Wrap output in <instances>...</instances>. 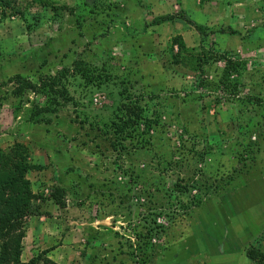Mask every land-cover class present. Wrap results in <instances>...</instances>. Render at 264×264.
<instances>
[{
	"label": "rangeland",
	"instance_id": "obj_1",
	"mask_svg": "<svg viewBox=\"0 0 264 264\" xmlns=\"http://www.w3.org/2000/svg\"><path fill=\"white\" fill-rule=\"evenodd\" d=\"M23 2L30 6L25 13L26 17L37 14L41 16V20L46 17L50 19L45 21L37 35L30 37L25 30L18 36L19 32L16 31L20 29H17V24L21 23L15 14L18 8L15 4L9 10L0 8V47H4L10 56H13L11 59L18 60L11 66L1 55L0 49V83L15 74H28V77L35 81L37 76L53 78L62 73L54 89L60 92L63 86L71 99L53 114L56 116H47L51 118L49 126L27 122V112L32 106H41L45 101V98L36 94L30 96L31 106L25 107L16 118L10 115V99L4 102L7 107L2 108L4 104L0 107V149H6L14 142L23 143L29 148L31 164L42 168L27 175L33 183L34 193H42L40 199L43 200H36L34 205L43 216L32 217L25 222L29 224L22 242V259L27 262L36 254L45 251L46 257L55 264H83L84 259L87 264L167 263L179 253H174V245H182L197 221H203L205 224V221L218 216V207L207 204L210 202L209 196L218 199L220 192L242 187L244 179L241 183L238 179L247 172L260 141L264 140V127L258 130L256 124V121H259L260 127L262 123L264 125V66L252 63L254 59H258L255 55L259 52L248 48L254 44V34L243 35L241 48L237 49V39H228L227 34H208L203 37L194 27L178 19L157 27L149 25L156 18L182 11L188 20L202 27L213 31L222 30L229 24V21L224 23L221 19L226 3L229 2L233 8H237L233 5L239 3L232 0ZM126 7L128 14L125 12ZM153 7L161 9L156 13L152 10ZM257 12L260 13L257 14V25L264 27V4ZM230 15L237 25L243 21L239 14L235 18V14L230 11ZM213 16L218 18L215 22ZM233 26L231 29L234 30ZM249 26L251 29L255 28L251 27V24ZM175 36H180L188 49H197L203 44V47L212 53L228 52L234 61L239 59L244 63V70L231 77L232 81H237V85L234 92L230 88L232 92L229 99L235 102L227 101L228 104L217 105L215 99H210L208 102L211 103V110L203 117L205 137L200 140L201 145L212 147L216 153L214 157L221 156V149L217 146L220 138L218 141L210 137L218 132L219 127L225 133L229 132L231 137H238V140L243 142L240 144L238 155L226 153L231 162L224 169L225 172L220 164H216L217 173L212 174V179L209 178L212 170L206 165L214 166L213 157L209 156L203 162H196L192 155L187 156L186 142L181 143L182 138H189L183 133V127L195 134L200 132L198 127L202 103L189 98L181 102L179 98L194 94L204 97L213 95L218 96L219 100L224 99L223 94H218V91L215 92L210 87L206 90L200 86L203 80L211 83L219 78L224 62L221 60L213 63L204 74L192 73L189 66L186 70L173 68L178 71L177 76L172 70V65H168V57L164 53L167 44ZM249 37L250 40L245 41ZM177 50V46H173V54L177 53ZM78 58L98 69L99 73L94 76L95 84L89 89L84 86L86 81L83 72L72 68V63ZM65 70L68 72L63 75ZM115 73L125 80L123 83L127 84L132 95L143 97L141 105L148 103L151 107V102L146 97L149 94H153L158 101L173 99L171 103H174L175 112L179 113L177 122H183L185 125L178 126L174 121L175 116L172 119L167 116L171 112L168 106L164 112L170 122L160 133L152 131L151 138H144L146 141L142 143H139L140 138H133L134 147L130 145V140H125L122 146H117L118 149L124 147L125 150L119 153L114 151L111 146V143L116 144L112 136L113 129H106L105 126L115 121L118 87H112L111 84L99 87L97 83L100 77L110 82ZM37 85L40 86L39 82ZM252 86L255 87L254 90ZM9 89L10 86L0 89V98H3ZM254 92H258V96ZM95 100L97 102H94ZM222 103H225V100ZM228 105L235 113L233 121L226 113ZM156 107L158 108L157 105ZM218 110L222 113L215 117ZM164 120L163 116L162 121ZM20 121L24 122L22 125L37 126L32 129L29 127L32 137L36 135L41 139V136L47 134L54 141L44 144L37 139L28 143L19 136ZM253 137L254 141L251 140ZM52 145L57 148L56 152L54 151L50 162H45L39 154H49ZM175 149L183 152L177 151V156ZM37 158L41 161L33 162ZM51 164L59 169L51 170ZM233 183L237 185L234 189ZM178 184L186 186L187 193L177 192ZM51 185L65 190L62 198L65 205L62 208L51 203L48 198ZM97 218L103 221L106 219L109 228L124 235L118 234L120 244L124 249L127 248V257L116 258L117 254L113 256L103 232H100L95 220ZM250 220L247 217V221ZM35 221L47 227L40 237L34 238V241L42 240L39 250L32 248L30 237L27 240L28 227L33 231ZM262 226L264 228V222ZM101 240L105 241L108 252V257L103 259L96 254ZM258 240L257 243H249L245 248L239 264H264V231ZM248 251L261 255L260 259L250 260ZM55 254H58L57 262L51 258ZM160 255L162 258L158 260ZM224 256L225 254L220 257Z\"/></svg>",
	"mask_w": 264,
	"mask_h": 264
},
{
	"label": "trees",
	"instance_id": "obj_2",
	"mask_svg": "<svg viewBox=\"0 0 264 264\" xmlns=\"http://www.w3.org/2000/svg\"><path fill=\"white\" fill-rule=\"evenodd\" d=\"M13 4H15L16 8H18L15 10V14L21 22L20 24H17V29H20V31H16L17 33L19 32L18 36L21 34V31L25 30L30 34V37L37 35L39 33L38 30L43 27L45 21L50 19V17H46L45 20H41L42 18H39L41 16H38L37 14L26 17L25 13L30 6L27 3L25 5L23 0H0V8H5L6 10L11 9ZM27 18H29V21ZM177 19L194 27L195 31L203 37L208 34L236 35L231 29H218L213 31L207 29V27H202L188 20L182 11H179L177 14L156 18L150 23L149 27H157ZM175 45L178 50L177 53L173 54V46ZM6 46H8V44ZM0 49L1 55L11 66H14L18 62V60L11 59L13 56H10V53L7 52L4 47L1 46ZM10 50L11 48L8 49V51ZM164 53L168 57V65H172V70L177 76L179 73L173 68H177V70H186L189 66L192 73L204 74L206 70L209 71V68L213 63L221 60L224 62V67L221 69L219 78L211 83H206L203 80L200 84L203 89L208 90L210 87L211 90H215V92L218 91V94H223V96H220L224 99L219 100L217 98L218 96L213 95H207L208 97H204V95L196 96L194 94V96L187 94L184 97L182 96L183 98H179L181 99V102H185V99L189 98L202 103V111H200L202 112V115L198 127V131L200 132L195 134L192 130L189 132L185 127H183V133L188 135L189 138H182L181 143L184 144L186 142L188 145V152L185 151L187 156L192 155L196 162H198V160L203 162L205 158L209 156L213 157L215 155L212 147H207V145L202 146L200 141L203 137H205V123L203 122V117L209 113V110H211L209 106L211 103L208 101L210 99H215L217 105H219V103L222 105L228 104L227 101H232L229 97H231L232 89L233 92L236 90L237 81H232L231 77L234 75L236 76L244 70V63H241L239 59L238 61H234L232 57H230L231 54L228 52L223 54L212 53L211 51L206 50L203 47V44H200L197 49H188L180 36H175L169 41ZM72 68L75 71L81 70L83 72V78L86 81L84 86H86L87 89L95 84L94 76L99 73L97 68L80 58L76 59L72 63ZM67 72V70L63 71V75ZM60 75H62V73H58L57 76L53 78H42L37 76V81L34 82L29 80L28 74H15L11 76V78H7L5 81L0 83V89L6 86H12V89H10L11 91L8 93L4 94L3 98H0V107L3 106L4 102L10 99L12 107L10 115L12 118H16L21 111H23L22 105L26 97L25 95L29 92H34L36 96L45 98V101L41 106H32V108L27 112V122L33 123L32 125L49 126L51 124V118L47 116H56L53 114L56 113L60 107L66 105L68 99H71L67 96V92L63 86L60 92L54 89ZM124 81L125 80L123 78L118 77L117 73H115L110 82H106L100 77L97 83L99 87L108 84H111L112 87H118V98H116L118 101L116 118L115 121H112L111 125L105 126L106 129H113L112 136L114 138V142L117 144L111 143L114 151L119 153L120 151L125 150L124 147H120L119 149L117 147L122 146V143L125 140H130V145L134 147L133 138H140L139 143H142L151 138L150 134L152 131L160 133V130H162L165 125L170 122L167 116L171 119L175 116L174 121L178 124V126H180V124L185 125L183 122H177L179 113L175 112L174 103H171L173 102V99L169 101L168 98H165L158 101L153 94H149L146 97L147 100L151 102V107L148 103L141 105L143 97H136L132 95L127 87V84L123 83ZM37 82H39L40 86L37 85ZM173 98L177 99V97ZM223 100H225V103H222ZM232 102H235V100ZM260 102L262 104V100ZM170 103L171 105H169ZM250 105L253 106L252 104ZM168 106H170L171 112L165 116L164 110ZM221 113L220 110H218L215 117ZM226 113H228L229 117H231L230 120L233 121L234 118L232 117L235 116V113L230 105H228ZM163 116L165 118L164 121H162ZM144 138H146V140ZM181 149L183 148L181 147ZM177 151L182 150L175 149V154L179 156ZM29 157V148L20 142H14L12 146L6 149H0V264H55L46 257L47 253L45 251L36 254L27 262H22L20 259L23 250L22 242L26 235L25 231L28 225V223L25 222L32 217L38 218L43 216V214L40 213V210L34 205L37 203L36 200H43L40 199L42 198V193H34L32 190L33 183L27 177L29 172L39 171L42 170V168L40 166L32 165ZM205 164H207V162ZM206 167H208L209 170H212L211 167H213V165L207 164ZM212 171L216 172V170ZM186 188V186H182L180 184L176 186L177 192L181 194L187 193ZM49 192L48 198H50V202H53L56 206L62 208L65 205L62 199L64 198L65 190L51 185ZM247 254L250 260H259L261 257V255H255L256 253L254 251H248Z\"/></svg>",
	"mask_w": 264,
	"mask_h": 264
},
{
	"label": "crops",
	"instance_id": "obj_3",
	"mask_svg": "<svg viewBox=\"0 0 264 264\" xmlns=\"http://www.w3.org/2000/svg\"><path fill=\"white\" fill-rule=\"evenodd\" d=\"M180 2H182V0H180ZM232 2H238L239 4L233 5L237 6V8H233L229 2L226 3L224 7L225 11L221 16V19L224 21V23L229 21V24L227 25V28L223 30L231 29L234 24V30H231L234 31L236 35H227V37L228 39L232 40L237 39V49L241 48V39L243 35L254 34V37H252L254 44L248 48L250 50L259 52L255 55L258 57V59H254L252 63L261 64L264 66V27L263 25H257V22L259 21L257 14H260L257 12V10H261V5L264 4V0H232ZM158 5L160 6V4ZM161 8L153 7L152 10L158 13ZM230 11L231 14H235V18H237L239 14L243 20L242 22H239V25H237V22L231 17ZM125 12H127V14L129 13L127 7ZM213 18H215L213 22L218 19L214 16ZM249 18L250 21H253H248ZM256 19H258V21ZM249 24H251V27L254 26L255 28L251 29ZM207 26L208 28L210 27L209 22ZM242 26H245L244 29L241 28ZM250 38L251 37H249V39H244L245 41H249ZM254 88L255 87L252 86V90H254ZM254 93H257L258 96V92ZM5 107H7V105L4 104V107L2 108ZM20 123L19 136L26 139L28 143L30 140L37 139L44 142V144H46V142L52 143L54 141V139H50L47 134H45L44 137L41 136V139L39 137L37 138L36 135L32 137V134L29 133V129H32L33 127L35 128L37 126H32L29 124L22 125L24 122L21 121ZM256 124L258 130L264 127L263 123L260 127L259 121H256ZM224 125H227V123H224ZM210 139L218 140L219 143L217 146L221 149V156L219 158L214 157L216 153L213 156L214 166L211 167V169L216 170V164H220L224 171V169L227 168V165H229L231 162V159L226 157V153L238 155L240 144L243 142L242 140H238V137H231L229 132L225 133L220 127L218 128L217 133L211 134ZM251 140L254 141L255 138L253 137ZM59 145H61V142H59ZM37 148L41 151H45V149L41 147ZM56 149L57 148H53L52 145L51 152L49 154L45 155L44 153H41L39 155L42 156L43 160L45 159V162H50V158L52 157L54 151L56 152ZM253 158L252 164L248 166L247 172H245L242 177L238 179L240 183L244 179L242 182V187L239 186L238 189L230 190L228 192H220V197L218 199L212 195L209 196L210 202L207 204L211 206L216 205L218 207V216L212 217L211 219L205 221V224L203 221H197L196 224L192 226V230L184 238L182 245H174V253H179L174 255L167 263L163 264H239L242 254L249 243L252 244L255 241L256 243L259 241L258 239L261 237L264 231L262 226L264 222V140L260 141L258 150L255 152ZM222 160H225L226 162H221ZM39 161H41V159L37 158L34 159L33 162ZM54 164L56 163L54 162ZM232 165L233 163L229 167ZM56 169H59V167L56 165L53 166L51 164V170L56 171ZM215 173L217 172L211 171V174L209 173V178L212 179V174ZM236 186L237 185L233 183V189ZM247 217H249L251 220L247 221ZM95 220L97 221L98 227H100V232H103L107 240V245L112 249L113 256L117 254L116 258H120L121 256L127 257V248L124 249L122 247L120 244L121 239L119 238V236L124 235L116 233V229L113 230L112 228H109V226L106 225V219L104 221L99 218ZM107 222L110 223L109 220H107ZM35 223L36 224L32 229L33 231H30L28 227L27 240L30 237V242L33 245L32 248L39 250L42 240L39 239L38 241H34V238L40 237V235L43 234L45 230H47V227L43 223H37V221H35ZM106 226L108 229H106ZM189 227L191 226H188V228ZM104 229H106V231ZM104 243L105 241L101 240L99 244L100 248L96 249V254L101 259L108 257V252ZM224 254V257H220ZM57 256L58 254H55L54 256H51V258L56 261ZM161 258L162 256L160 255L158 260ZM21 261L26 262L22 259V257ZM82 261L83 264H87L86 259Z\"/></svg>",
	"mask_w": 264,
	"mask_h": 264
},
{
	"label": "clouds",
	"instance_id": "obj_4",
	"mask_svg": "<svg viewBox=\"0 0 264 264\" xmlns=\"http://www.w3.org/2000/svg\"><path fill=\"white\" fill-rule=\"evenodd\" d=\"M9 78H11V77H9ZM29 80L30 81H34V80H32V79H30L29 78ZM35 81H37V79L35 80ZM9 87V86H8ZM7 86L6 87H4L5 89L6 88H8ZM10 89H12V86H10ZM9 89V91H11ZM26 97H25V99H24V102H23V105H22V107H23V110H24V108L25 107H27V106H31V104H32V101H30V96H35V93L34 92H29L27 95H25ZM27 101V102H26ZM25 102H26V104H25ZM94 102H97L96 100L94 101Z\"/></svg>",
	"mask_w": 264,
	"mask_h": 264
}]
</instances>
